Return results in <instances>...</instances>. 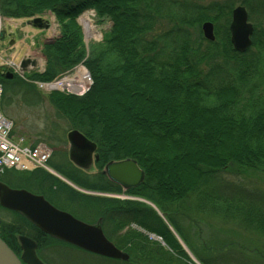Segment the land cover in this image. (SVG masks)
<instances>
[{
	"label": "trees",
	"instance_id": "trees-1",
	"mask_svg": "<svg viewBox=\"0 0 264 264\" xmlns=\"http://www.w3.org/2000/svg\"><path fill=\"white\" fill-rule=\"evenodd\" d=\"M166 1L171 2L0 0V15L27 18L44 10L53 13L60 35L42 44L44 71L30 77L50 81L80 63L84 65L91 78L89 89L81 96L53 91L48 101L58 116L66 119L68 129L79 131L95 144L99 169L105 162L135 160L144 177L129 193L168 214L179 238L199 263L213 264L210 241L199 240L189 228L199 221L198 217L216 218L223 224L233 221L264 240V206L256 205L254 192H228L218 177L226 170L234 175H264V88L257 93L251 79L259 77L264 82V31L258 38L253 28L251 45L243 52L233 50L228 30L233 3L227 1L207 6L216 13H228L220 39L207 41L197 29V41L192 42L173 23L168 31L160 33L157 29L163 24L158 16ZM88 8L95 11L99 21L108 19L111 26L101 42L86 47L76 19ZM210 18L191 23L199 28L201 22L214 16ZM14 77L9 81L0 75V109L4 83ZM45 144L52 147L48 141ZM51 161L50 157L49 166ZM21 173L29 177H19ZM0 180L24 187L31 186L33 180L38 187L58 181L42 168L28 173L8 169ZM112 204L106 222L113 223L108 219L116 214L120 224L135 223L159 236L176 256L137 230L128 228L117 233L106 227L105 236L128 254V260L101 258L114 264H194L150 206L136 200H116ZM19 235L32 239L37 257L49 264L52 261L45 250L74 248L85 252L47 236L19 214L0 207V239L16 256L20 253ZM215 239L217 259H229V252L223 249L233 240L222 236Z\"/></svg>",
	"mask_w": 264,
	"mask_h": 264
},
{
	"label": "rangeland",
	"instance_id": "rangeland-1",
	"mask_svg": "<svg viewBox=\"0 0 264 264\" xmlns=\"http://www.w3.org/2000/svg\"><path fill=\"white\" fill-rule=\"evenodd\" d=\"M227 1L233 3L231 7H235L237 5L245 7L248 22H250L253 28L257 30V37L260 38L262 36L261 31H264V8L260 5L262 0L166 1L158 16V21L159 23L161 22L163 26L161 28L158 26L157 31H160V33L166 32L173 23L181 28V31L179 32L180 34L187 35V37L194 42L197 41L196 36L198 30H200V33L202 34L200 26L204 21L201 22L199 28L198 26L196 28V26L191 23L192 20L204 17L210 18L214 16V19H212L213 21H205L212 23L214 37L215 39H220L223 35V24L226 22V16L228 13L223 11L222 15L216 13L215 10H209L207 6L212 2ZM242 1L244 4H240ZM34 17H40L47 21L49 27L46 29L34 28L31 24V20ZM230 19L231 14L229 16V22ZM76 21L81 28L83 44L86 47L90 43L101 42L111 26V22L108 19L99 21L92 8L84 10L77 17ZM0 22L1 30L3 31V36L0 37V50L3 51L1 55L4 56V60H9L16 64L21 58H33L36 60V65L32 68L29 67L24 76L26 78H32L30 77L32 73H42L45 67V59L41 50L42 44L56 39L60 35V26L53 13L49 10H44L32 17L12 19L2 17L0 15ZM11 44L14 45L12 50L9 49ZM205 47V43H202V48L205 49ZM263 54L264 53H262V55ZM74 68L67 71V73L60 78L68 77L67 79H70L75 75L80 77L83 74V71H87L81 63L76 65ZM226 69L227 67H225V70ZM251 79L252 82H254L255 91L260 93V91L264 88L263 80L259 77H253ZM20 80L21 75L16 74L11 82L4 83V97L1 108V112L13 122V139L16 141L19 138H22L24 140V144H32L35 142L45 143V141H48L53 147L54 143H60L61 140L63 141L65 139L66 132L68 130L70 131V129H68L67 121L66 119L58 116L55 107L48 101V92L46 93L38 90L31 84L26 85ZM55 92L65 95V92H61L60 90ZM6 103H9V105L4 107ZM50 135H54L55 137L50 138ZM218 177L219 180H221V186L224 190L228 192L242 191L243 193L241 194L252 191L254 192L252 198L255 200L256 205L264 206V175L258 173L234 175L229 172V170H226L220 172ZM132 196L135 200H140L150 206L171 230L172 234L181 245V248L186 252L191 261L194 264H200L189 248L179 238L177 229L172 222H170L168 214L161 212L150 201L139 196ZM191 202L192 199L190 204ZM188 204L189 202L187 205ZM198 220L199 221L193 222L192 228L191 225H188V222L186 226H189L190 231L193 229V231L198 234L200 237L199 240L204 241L205 239L206 241H210L208 243L209 257L213 264H264V240L260 236L257 237V235L250 233L244 225L242 227H238L237 224L233 223V221H226L223 224L222 221L212 217L207 219H201L198 217ZM129 228L147 235L150 240L158 242L162 248L170 253L172 252V250L164 244L161 238H157L159 236L150 237V235L156 236L154 233L146 231L144 228L136 225L135 223H132ZM216 236H222L233 240V243L228 248L223 249L224 251L229 252V259H217L216 251L218 250V247L215 245L217 243V239H215ZM249 252H251L252 256ZM44 254L52 261V264H114L113 262L103 259L100 256L82 252L74 248H59L55 251L45 250ZM172 254L176 256L175 253L172 252ZM254 256H260V258Z\"/></svg>",
	"mask_w": 264,
	"mask_h": 264
},
{
	"label": "water",
	"instance_id": "water-1",
	"mask_svg": "<svg viewBox=\"0 0 264 264\" xmlns=\"http://www.w3.org/2000/svg\"><path fill=\"white\" fill-rule=\"evenodd\" d=\"M31 24L38 29L48 28L47 21L40 17L33 18ZM200 28L204 39L207 41L215 39L211 22L204 21ZM228 30L233 50L243 52L250 46L253 26L247 20L244 6L237 5L231 10ZM35 65L36 60L33 58L25 57L20 60L22 72ZM11 77V73H6V78ZM67 140L70 160L81 167H89L95 144L77 130H70L67 133ZM79 152L80 160L77 159ZM103 173L123 189L138 186L144 177V172L137 166L136 161L130 158L108 162ZM0 207L19 214L42 233L57 241L101 257L128 260V254L118 249L105 236L99 220L92 224L78 220L71 214L55 208L42 195L33 194L25 189L11 188L0 181ZM17 242L20 248L19 256H16L0 239V264H45L37 257L36 243L32 239L19 235Z\"/></svg>",
	"mask_w": 264,
	"mask_h": 264
},
{
	"label": "flooded vegetation",
	"instance_id": "flooded-vegetation-1",
	"mask_svg": "<svg viewBox=\"0 0 264 264\" xmlns=\"http://www.w3.org/2000/svg\"><path fill=\"white\" fill-rule=\"evenodd\" d=\"M68 131L63 141L61 140L60 143H54L52 147L51 166L47 164L51 169V172L48 173L55 176L58 179L57 182L52 181L53 183L49 185L48 181L47 185L44 184L43 187H38V183L33 180L31 186L24 187L21 185L12 186L9 183L0 181L11 188L25 189L36 195H42L41 192H44L45 195L42 196L51 205L61 211L71 214L76 219L89 224L99 220L102 231H105L106 227L112 229L111 232L122 233L126 231L132 222H122V224H120L118 215L114 214V217L108 219V221H113V223H109L106 222V216L111 208L109 204H112V201H135L133 196L129 193L133 188L123 189L119 184L112 182L107 175L103 173L104 166L108 162H105L100 169L96 166V161L99 159L96 148L91 154V164L89 167L84 168L71 161L69 158V143L67 140ZM80 153L81 152L77 154L78 160H80ZM95 155L97 159H95ZM59 176L62 178H59ZM19 177L28 178L29 175L21 173ZM69 179L72 180L70 181ZM113 206L112 204V207ZM111 212H113V210ZM121 225H123V228L118 230ZM19 255L20 254H18V256ZM44 263L49 264L47 262Z\"/></svg>",
	"mask_w": 264,
	"mask_h": 264
},
{
	"label": "built area",
	"instance_id": "built-area-1",
	"mask_svg": "<svg viewBox=\"0 0 264 264\" xmlns=\"http://www.w3.org/2000/svg\"><path fill=\"white\" fill-rule=\"evenodd\" d=\"M1 31L0 22V35ZM2 53L3 51L0 50V67L19 72L18 65L12 61L4 60V56L1 55ZM60 77L50 82L35 81L34 84L38 89L45 92L60 90L61 92L77 96L83 95L91 84V79L85 71H83L80 77L77 75L70 79H67L68 77ZM1 92L2 88L0 84V96ZM12 129V121L0 113V175L5 169L9 168L18 171H31L36 168H45V164L51 155V149L42 143L34 146L24 145L22 138L15 141L11 135Z\"/></svg>",
	"mask_w": 264,
	"mask_h": 264
},
{
	"label": "bare ground",
	"instance_id": "bare-ground-1",
	"mask_svg": "<svg viewBox=\"0 0 264 264\" xmlns=\"http://www.w3.org/2000/svg\"><path fill=\"white\" fill-rule=\"evenodd\" d=\"M86 29H87V27H86Z\"/></svg>",
	"mask_w": 264,
	"mask_h": 264
}]
</instances>
